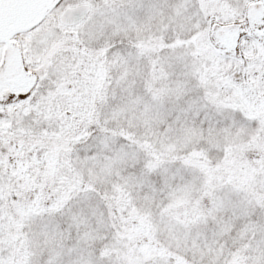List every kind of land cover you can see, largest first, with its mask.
I'll return each mask as SVG.
<instances>
[{"label": "snow or ice", "instance_id": "6c2138e0", "mask_svg": "<svg viewBox=\"0 0 264 264\" xmlns=\"http://www.w3.org/2000/svg\"><path fill=\"white\" fill-rule=\"evenodd\" d=\"M0 264H264V0H0Z\"/></svg>", "mask_w": 264, "mask_h": 264}]
</instances>
